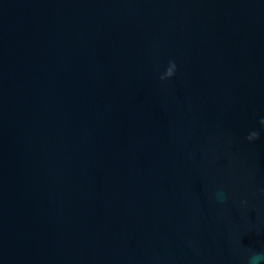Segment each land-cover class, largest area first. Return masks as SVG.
Instances as JSON below:
<instances>
[{"label": "water", "instance_id": "obj_1", "mask_svg": "<svg viewBox=\"0 0 264 264\" xmlns=\"http://www.w3.org/2000/svg\"><path fill=\"white\" fill-rule=\"evenodd\" d=\"M264 0H0V264H264Z\"/></svg>", "mask_w": 264, "mask_h": 264}, {"label": "clouds", "instance_id": "obj_2", "mask_svg": "<svg viewBox=\"0 0 264 264\" xmlns=\"http://www.w3.org/2000/svg\"><path fill=\"white\" fill-rule=\"evenodd\" d=\"M254 259H255L256 261L264 260V254H257V255H254Z\"/></svg>", "mask_w": 264, "mask_h": 264}]
</instances>
